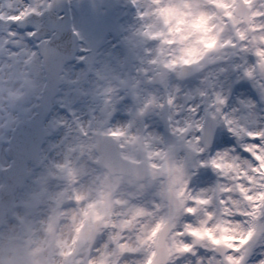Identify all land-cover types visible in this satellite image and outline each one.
<instances>
[{"label":"snow or ice","instance_id":"1","mask_svg":"<svg viewBox=\"0 0 264 264\" xmlns=\"http://www.w3.org/2000/svg\"><path fill=\"white\" fill-rule=\"evenodd\" d=\"M129 2L104 60L27 47L53 0L0 11V139L43 117L37 155L0 163V264H264V0Z\"/></svg>","mask_w":264,"mask_h":264},{"label":"bare ground","instance_id":"2","mask_svg":"<svg viewBox=\"0 0 264 264\" xmlns=\"http://www.w3.org/2000/svg\"><path fill=\"white\" fill-rule=\"evenodd\" d=\"M16 3H19V1H16V0L9 1V4L12 7L19 5ZM109 4H113V5H112L111 11H109L108 13L110 15L107 14L106 19L108 20L110 25L115 27L112 38L111 39L107 37L99 38L97 36L96 30L95 32L93 31L96 26L92 25L90 27V32L88 36H91V38L94 40V42L97 43V45L95 46L94 50L91 49L90 51H84L80 53L77 50L79 49L77 46L76 50L78 51V55H84V56L88 55L89 56L90 54H92V59H96V60H104V59H108L111 57H123L124 56L122 53V50L125 51V49L127 48L124 37L128 35L129 28L131 26L137 25L138 23L135 17V9L130 4L129 0H114V1L110 0ZM4 5L5 4H3V7ZM90 13H92L93 20L98 22L97 19L99 17V14H95L94 12H90ZM73 23H75V26L77 28L79 27L87 28L88 27V24L85 20V16L82 10H79L77 15L74 13V20L72 24ZM101 31L103 32L104 30H101ZM81 65L83 64H79L78 68L81 67ZM76 107L78 110V114L84 113L85 114L84 118H86V112H87L86 106L78 104L76 105ZM60 113L61 115H63L64 114L63 110H60ZM228 139L229 141H231V137H229ZM230 146H231L230 143H224L220 145L221 148H226ZM205 178H206V182H204ZM214 181H215V174L211 171V169H202L198 171L197 176L193 177L192 186L194 188L206 187L209 184L213 183Z\"/></svg>","mask_w":264,"mask_h":264},{"label":"rangeland","instance_id":"3","mask_svg":"<svg viewBox=\"0 0 264 264\" xmlns=\"http://www.w3.org/2000/svg\"><path fill=\"white\" fill-rule=\"evenodd\" d=\"M9 1H11V0H0V11L10 12V11L18 8L19 6H21L25 2L31 3L33 5H36L39 2L38 0H16V1H19V3H16L19 5L12 7V8H9L8 7L10 5ZM67 1H68L69 15H70L71 23L74 20V13L77 15L79 10H82V12L85 16V20L88 24V27L87 28L79 27V29L81 31L82 36L84 37L83 46L86 49V51L91 50V49L94 50L95 46L97 45V43L94 42V40L91 38V36H88V34L90 32V27L92 25L96 26L93 31L95 32V30H96L97 36L99 38H102V37L110 38L112 31H113V26L110 25L108 20L106 19V16L109 13V11H111L112 5H113V4H109L110 0H67ZM112 1H114V0H112ZM53 3H54V0H53ZM3 4H5L4 7H3ZM108 4H109V6H108ZM47 11H50V10H47ZM90 12H94L95 14H99V17L97 19L98 22L93 20L92 13H90ZM108 15H110V14H108ZM40 17H39V19H40L39 21L30 17L27 22H22L19 25H17L16 30L18 32H24V31L32 30L33 28L38 29V27H40L41 22H42V19ZM4 29H5V25L2 22H0V42H2V39L4 36ZM101 30H104L105 33H104V31L102 32ZM80 43L81 42L77 41L76 47L78 46V48H79ZM35 45H36V42L33 39L27 41V47L35 48ZM21 46H24V45H21ZM75 52H77L76 49H75ZM79 53H80V51H79ZM122 53L126 55L127 54V48L125 49V51L122 50ZM86 57H88L89 60H92V54H90L89 56L87 55ZM71 64H75V67L77 69H79V68L81 69V68L86 67V64H83V65H81V67L78 68L79 65L74 63V61ZM4 127H5L4 123L2 121H0V132L3 131ZM162 127L163 126L161 125V128ZM10 135H11V132H8L7 137L9 138ZM8 140L0 139V163L7 162L4 159L5 156H8V159H10L9 153L4 152V149L7 148Z\"/></svg>","mask_w":264,"mask_h":264},{"label":"water","instance_id":"4","mask_svg":"<svg viewBox=\"0 0 264 264\" xmlns=\"http://www.w3.org/2000/svg\"><path fill=\"white\" fill-rule=\"evenodd\" d=\"M64 3H65V0H57V4H56L55 8L58 11H64ZM51 28H54V26H51V27L45 26V28L42 29L40 32H43L45 30L49 31V30H51ZM40 32H39V34H41ZM72 46H73V43H71L69 45V50H70L69 54H72V50H71ZM37 121H38V119L36 120L34 125L25 124L24 126L21 127V129L18 131V133L15 134L14 142L12 144L14 149L16 148L15 147L16 146L15 142H20L21 138L25 139V142L21 143L22 148L21 147H17L15 149V151L22 152L23 150L27 149L28 155H30V156L32 155V157L36 156L35 154L37 152V147H38L41 135H42V130H40V131L37 130L39 128V126L37 125ZM32 126L35 127L36 134H37L36 136H35V132L33 133V127ZM28 139H30L31 141H34L36 143L35 146L31 145L30 142H28ZM32 157H27L24 161L29 160ZM24 161L19 162V164H18L19 168L22 169V167L24 165Z\"/></svg>","mask_w":264,"mask_h":264}]
</instances>
